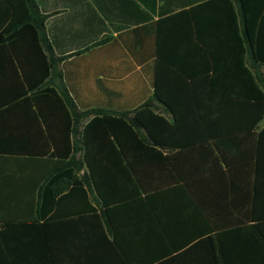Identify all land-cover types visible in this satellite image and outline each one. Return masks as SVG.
Returning <instances> with one entry per match:
<instances>
[{
  "label": "crops",
  "instance_id": "1",
  "mask_svg": "<svg viewBox=\"0 0 264 264\" xmlns=\"http://www.w3.org/2000/svg\"><path fill=\"white\" fill-rule=\"evenodd\" d=\"M204 1L34 0L45 17L51 51L31 49L25 40L16 51L25 71L49 70L45 88L63 93L76 114L96 109L119 116L148 101L169 122L175 115L179 122L165 133L163 155L169 159L162 188L138 191L104 209L83 184L86 196L78 191L55 205L42 222L36 219V204L45 183L54 182L57 160L49 157L53 147L35 108L23 101L31 94L15 99L23 91L17 63L6 42L1 43L0 229L9 226L0 239V264H205L215 255L220 264H264L259 234L260 228L264 235V118H257L251 101L239 98L249 80L232 61L235 31L218 29V5L193 13L196 37L218 58L219 53L231 55L221 65L227 73L213 83L222 92L208 88L210 72L203 78L187 16L161 23L157 55V21ZM11 21L0 0L3 38ZM260 35L264 51V24ZM245 58L246 67L264 84V66L249 53ZM185 68L194 73L193 92L184 89L192 78L177 70ZM39 74L35 72L37 79ZM156 81L165 105L155 99ZM91 117L87 114L78 124V145ZM189 117H194L193 125L181 120ZM46 118L52 124L53 115ZM75 159H81L80 152ZM86 174L83 166L74 178ZM102 177L114 180L118 196L126 191L117 176ZM103 183L107 188L108 181ZM51 187L66 188L57 200L72 186L57 181Z\"/></svg>",
  "mask_w": 264,
  "mask_h": 264
},
{
  "label": "trees",
  "instance_id": "2",
  "mask_svg": "<svg viewBox=\"0 0 264 264\" xmlns=\"http://www.w3.org/2000/svg\"><path fill=\"white\" fill-rule=\"evenodd\" d=\"M3 1L11 12L12 21L6 29L7 37L3 38L0 33V44L6 42V45L11 49L13 60L17 63L15 67L16 75L23 90L15 95V99L31 94L29 97H24L23 101L30 103L35 108V114L45 126L47 139L53 147L49 157L55 158L58 165L57 171H54L55 173L52 175L54 182L50 184L55 185L57 181H64V183L69 182L72 186L68 193L56 200L54 198L60 193L62 194L66 188L54 191L51 185L47 187L48 182L45 183L38 196L36 219L42 220V222L48 220L47 214L55 205L65 201L78 191L86 196L85 190L82 189L83 184L88 185L91 193L95 194L97 203L104 209L135 196L138 191L141 193L147 190L159 189L167 184L164 182L162 173L165 162L169 158L163 155V148L165 147V133L179 122L176 115L171 123L157 113L148 101L136 103L131 111L119 116L109 115L96 109L89 110L84 114H76L74 104L63 99V93L60 92V96H58L49 87H44V80L48 77L49 70L41 68L25 71L16 51V48L21 45V41L24 40L31 49L36 46L39 51L45 50V47L48 48L49 52L51 51L44 31L45 17L38 12L34 0ZM212 5H218L219 8L218 29L223 31L233 29L236 33L237 45L232 61L241 65L244 77L249 80V84L244 87L245 92L239 98L251 101L253 111L258 112L257 118L262 119L264 118V84H259L255 75L246 67L245 56L246 53H249L254 62L264 66V51L260 46L261 27L264 24V0H207L188 10L183 9L180 12L160 18L156 23L157 55L159 56L161 45L159 40L161 23L174 21L178 19L179 15L187 16L191 35L193 33V39H190V42L197 47L196 56H199L203 62L204 68L201 71L203 78H206L210 72L209 79L212 84H209L208 88H220L222 92L221 85L213 83H215V80L220 79L221 74L227 73V71L221 70V65L228 62L226 58L231 57V55L227 56V54L221 55L219 53L218 58L212 52L209 44H205L203 39L196 37L197 34L194 32L197 25L193 13L199 11L198 9H205ZM236 5H238L237 9L235 8ZM215 27L216 25H213L212 29H216ZM203 29L205 28L203 27ZM43 61H46L45 56H43ZM173 66H177V64ZM177 70L181 72V75L192 78L190 79L191 84H186L184 89L185 92H193L194 73H191L189 68ZM35 72L40 73L38 79ZM34 75L37 80L35 83L33 82ZM153 88L155 99L165 105L167 101L162 98L157 81L154 83ZM227 105L228 109H231L232 106ZM51 113L53 115L52 124L46 118V115L48 118H52ZM130 113H132V116H130ZM87 114H92V117L83 127L78 145L75 134L78 124L83 118H86ZM181 120H184L187 125H193L194 123V117ZM72 138H74L73 142ZM78 152L81 153V159L76 160L75 157ZM104 160L106 166L103 164ZM83 166L87 169L86 177L77 180L74 178L75 173ZM104 174L117 176L119 179L117 183L123 184L126 191L121 192L118 196L117 192L113 191L116 187L114 180H103L102 176ZM103 181H108L107 188L105 187L106 182L103 183ZM18 224L21 223L13 226H18ZM7 226L9 225H4L0 229V239L4 237L5 227ZM38 228L44 229V226L40 225ZM259 234H261L262 241H264V235H262L260 228ZM214 259V261L205 264H220L216 255Z\"/></svg>",
  "mask_w": 264,
  "mask_h": 264
}]
</instances>
